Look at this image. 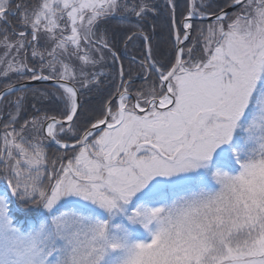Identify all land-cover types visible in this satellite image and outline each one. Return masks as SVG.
<instances>
[{
    "label": "snow or ice",
    "instance_id": "obj_1",
    "mask_svg": "<svg viewBox=\"0 0 264 264\" xmlns=\"http://www.w3.org/2000/svg\"><path fill=\"white\" fill-rule=\"evenodd\" d=\"M179 8L0 0V264H264V0Z\"/></svg>",
    "mask_w": 264,
    "mask_h": 264
},
{
    "label": "trees",
    "instance_id": "obj_2",
    "mask_svg": "<svg viewBox=\"0 0 264 264\" xmlns=\"http://www.w3.org/2000/svg\"><path fill=\"white\" fill-rule=\"evenodd\" d=\"M156 2H158L162 8L164 5V0H156ZM176 2L180 5V8L177 10V18L179 19V12L181 10H183V7L185 6V4H187L189 2V0H176ZM168 22V14L167 12H165L163 15L160 16V18L156 21L157 24V35L155 37V41H154V50H155V44L159 43L162 41V39L164 38L162 33L165 31L166 29V25ZM133 52V54H135V50H130ZM139 81L138 83H134L133 87L134 88H139L140 84H141V80L136 79L135 81ZM38 87H46V86H38ZM90 103L92 106H99L100 100L98 98V96L93 93L90 94V96L88 97ZM56 154V149L52 146H50L49 148V155L50 156H54Z\"/></svg>",
    "mask_w": 264,
    "mask_h": 264
},
{
    "label": "water",
    "instance_id": "obj_3",
    "mask_svg": "<svg viewBox=\"0 0 264 264\" xmlns=\"http://www.w3.org/2000/svg\"><path fill=\"white\" fill-rule=\"evenodd\" d=\"M39 85H41L39 82H36V86H39ZM55 148H56V146L55 145H53Z\"/></svg>",
    "mask_w": 264,
    "mask_h": 264
}]
</instances>
